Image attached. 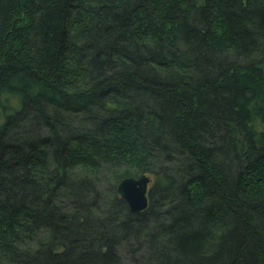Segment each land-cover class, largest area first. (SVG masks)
Segmentation results:
<instances>
[{"label": "trees", "instance_id": "1", "mask_svg": "<svg viewBox=\"0 0 264 264\" xmlns=\"http://www.w3.org/2000/svg\"><path fill=\"white\" fill-rule=\"evenodd\" d=\"M0 264H264V0H0Z\"/></svg>", "mask_w": 264, "mask_h": 264}, {"label": "water", "instance_id": "2", "mask_svg": "<svg viewBox=\"0 0 264 264\" xmlns=\"http://www.w3.org/2000/svg\"><path fill=\"white\" fill-rule=\"evenodd\" d=\"M149 181V175L140 174L136 177L125 176L117 183L116 188L120 197L126 201L131 210L138 212L147 206Z\"/></svg>", "mask_w": 264, "mask_h": 264}]
</instances>
